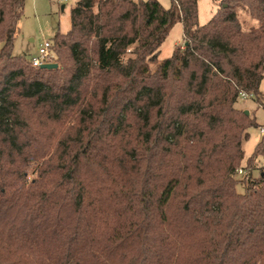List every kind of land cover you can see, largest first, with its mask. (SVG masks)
<instances>
[{
  "label": "trees",
  "instance_id": "obj_1",
  "mask_svg": "<svg viewBox=\"0 0 264 264\" xmlns=\"http://www.w3.org/2000/svg\"><path fill=\"white\" fill-rule=\"evenodd\" d=\"M26 2L0 0V264H264V125L237 107L263 93L264 0L205 25L199 0H79L51 70L14 55Z\"/></svg>",
  "mask_w": 264,
  "mask_h": 264
},
{
  "label": "rangeland",
  "instance_id": "obj_2",
  "mask_svg": "<svg viewBox=\"0 0 264 264\" xmlns=\"http://www.w3.org/2000/svg\"><path fill=\"white\" fill-rule=\"evenodd\" d=\"M79 0H27L24 16L19 23L20 33L17 36L14 47V55H25L28 59L39 56V48L45 41H50L57 32L67 33L71 29V10ZM165 8L171 7V0H158ZM222 0H199V24H207L220 8ZM239 18L245 30L256 25V21L240 13ZM178 46H184L183 26L177 23L171 30L166 41L162 45L160 60L163 61L172 56ZM1 47V45H0ZM155 70V66L152 67ZM259 98L247 100L239 98L237 107L248 111L250 116L256 117L258 124L264 125V81ZM250 139L244 142L243 149L246 161L252 156L256 146L263 138L260 128L250 130ZM245 166L246 163L244 162ZM257 166H264V157L257 159ZM257 176L258 172H254ZM237 178H241L237 173ZM243 192L244 187L240 186Z\"/></svg>",
  "mask_w": 264,
  "mask_h": 264
},
{
  "label": "built area",
  "instance_id": "obj_3",
  "mask_svg": "<svg viewBox=\"0 0 264 264\" xmlns=\"http://www.w3.org/2000/svg\"><path fill=\"white\" fill-rule=\"evenodd\" d=\"M131 1L136 2V3H140L141 0H131ZM51 46H52V43L50 41H45L40 46L39 52H38L39 56L34 57L32 59V63H33L34 67H42L45 64L54 63L53 62L54 55L52 53ZM240 98L247 100V99L253 98V95H248V94L242 92V93H240ZM262 133L264 134V129H262ZM238 175L245 176L246 171L241 168L238 170Z\"/></svg>",
  "mask_w": 264,
  "mask_h": 264
},
{
  "label": "water",
  "instance_id": "obj_4",
  "mask_svg": "<svg viewBox=\"0 0 264 264\" xmlns=\"http://www.w3.org/2000/svg\"><path fill=\"white\" fill-rule=\"evenodd\" d=\"M57 67H58V65L56 63H49V64L43 65L41 68L51 70V69H56ZM245 114L249 115L250 113L248 111H245Z\"/></svg>",
  "mask_w": 264,
  "mask_h": 264
},
{
  "label": "crops",
  "instance_id": "obj_5",
  "mask_svg": "<svg viewBox=\"0 0 264 264\" xmlns=\"http://www.w3.org/2000/svg\"><path fill=\"white\" fill-rule=\"evenodd\" d=\"M20 33V32H19ZM19 35V34H18ZM17 39V38H16ZM184 41V40H183ZM262 130V129H261ZM250 136H251V134H250Z\"/></svg>",
  "mask_w": 264,
  "mask_h": 264
}]
</instances>
